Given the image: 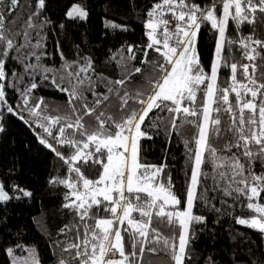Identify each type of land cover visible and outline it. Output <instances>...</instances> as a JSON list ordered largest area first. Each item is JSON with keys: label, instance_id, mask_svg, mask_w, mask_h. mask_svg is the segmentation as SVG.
I'll use <instances>...</instances> for the list:
<instances>
[{"label": "snow or ice", "instance_id": "snow-or-ice-1", "mask_svg": "<svg viewBox=\"0 0 264 264\" xmlns=\"http://www.w3.org/2000/svg\"><path fill=\"white\" fill-rule=\"evenodd\" d=\"M4 3L5 0H0V5ZM218 4H222L223 9L220 17L217 16ZM18 6L19 0H7V7L0 11V107L26 124L31 126L34 123L41 129V132H36L33 128L39 142L63 160L68 165V172L74 174L64 179L53 177L49 181L70 190L64 197L66 203L63 207L74 210L79 219V223L73 226L77 228L78 242L68 243L63 248L68 256L61 257L58 264H144L146 253L157 255L160 252H164L173 264H184L190 237L189 225L206 219L193 213L194 202L203 201L207 205L210 199H214L207 196V189L204 193L198 191L202 178L209 175L202 166L209 164L214 174L215 189L236 200L240 196L246 197L247 208L258 214L250 219L237 218L236 222L264 232V204L257 202V198H264L261 197L264 172L257 174L254 170L257 161L264 164V56L259 51L264 49V40L254 34L242 37L238 43L248 63H231L232 83L228 88L221 89L217 83L218 68L229 66L228 58L222 56V52L237 43L226 36L229 18L237 28L243 23L255 25L257 13L264 17V0H213L211 6L203 7L188 0H161L153 4L145 22L149 41L144 48L145 59L141 60V67L129 69L128 62L135 60V53L134 47L128 45L129 56L121 53L117 61L123 75L115 80L101 75L94 78L90 57H84L82 62L65 60L60 70L46 68L39 63L24 64L27 55H34L38 62L41 55L35 51L21 54L20 49L26 46L33 50L41 48L43 37L37 39L35 45L14 48L15 41L7 27L6 13H14ZM35 7L36 12L30 14L23 25L25 37L29 36V30L50 23L48 20L40 25L34 23L45 8V0H36ZM165 13H171L174 25L165 18ZM66 15L68 18L86 19L88 13L74 4ZM204 22H210L212 29L218 30L210 75L204 72L197 53V36ZM110 26L117 27L115 24ZM9 49L17 53L11 58L24 66L23 73L12 72L17 77L15 82L8 80L6 71L4 58L10 57ZM149 49L161 59L149 61ZM60 55L64 59L62 52ZM258 58L260 63L256 62ZM112 59L116 60V56ZM144 65L151 69L146 75ZM29 69L33 70V82L21 88L19 85L24 75L29 74ZM238 70H242L243 81L246 82L237 79L241 74ZM36 71L40 72L41 81H49L57 91L66 95L65 110L50 108L43 97H33V90L39 87L34 82ZM136 74L143 76L139 83L133 80ZM100 86L104 92L98 91ZM6 87L19 93L20 103L24 105L21 111L8 103ZM200 91L204 93L202 102L197 96ZM229 91L235 93V104L229 99ZM249 95L251 99H247ZM33 99H36L34 104L31 103ZM23 111L29 113L31 123L25 119ZM154 111L157 112L155 120L146 126L151 119L150 113ZM53 112L56 115L50 114ZM163 113L169 116L165 117ZM222 113L230 117L227 126H223ZM161 124H164L168 138L173 133L182 136L185 125H193L197 129L191 141L184 140L192 163L183 210L178 207L181 200L173 191L171 177L167 181L162 178L167 164L141 163V139H151L147 128L158 129ZM54 128L59 129L58 135H54ZM0 131H3L2 126ZM229 134L230 139L223 147L215 146L213 140ZM193 142L195 148L191 146ZM65 145L75 150L67 157L57 147ZM89 164L93 170L100 166L95 180L82 171L81 165L87 167ZM20 191L24 196L31 195L28 191ZM9 198L0 184V201ZM169 206L172 210H168ZM101 209L105 218H98ZM136 213L138 216L134 215ZM90 220H94V224L89 223ZM125 222L127 227H124ZM156 223L166 224L170 229L179 225L178 245L174 232L165 236L153 226ZM81 225L82 236L79 232ZM67 230L68 225L60 232ZM126 243L131 251H126ZM28 251V257L16 258L13 264H41L36 250ZM7 252L11 255L13 250L9 248Z\"/></svg>", "mask_w": 264, "mask_h": 264}, {"label": "trees", "instance_id": "trees-1", "mask_svg": "<svg viewBox=\"0 0 264 264\" xmlns=\"http://www.w3.org/2000/svg\"><path fill=\"white\" fill-rule=\"evenodd\" d=\"M159 2L161 0H45V8L41 10L34 23L40 25L44 20L50 23L44 24L42 28L29 30V36L25 37L23 25L28 16L36 12V0H19L16 11L12 14L6 13L7 27L14 38V48L20 45H35L37 39L43 37L41 48L33 50L26 46L20 49L21 54L35 51L41 55L39 62L34 55H27L24 64L39 63L43 67L60 70L65 60L69 63L82 62L84 57H90L94 66V78L95 75H101L115 80L123 75L117 61L121 53L125 57L129 56L128 45L134 47L135 53V60L128 62V68L141 67V60L145 59L144 48L149 43L145 28V22L148 19L147 12L153 4ZM188 2L203 7L211 6L213 0H188ZM74 4L80 5L88 13L86 19L67 17V12ZM5 7H7V0L0 5V11ZM217 8V16L220 17L223 14L222 4H218ZM230 11L234 12V9ZM257 17L255 25L243 23L239 28L229 18L226 36L237 43L230 48L226 47L222 52V56L228 58L229 66L218 68L217 83L221 89L228 88L232 83L231 63H248L242 55L238 41L252 34L264 40V22H261L264 21V17H261L259 13ZM112 24L117 27H111ZM125 28L126 31L122 30ZM217 37L218 30L212 29L210 22L201 24L197 36V53L199 62L208 75L211 73ZM8 51L10 57L4 58L8 80L15 82L17 77L13 76L12 72L23 73L24 66L18 60L11 58L17 56L14 49ZM259 51L264 56V49H259ZM61 52L64 59H61ZM114 55L116 60L112 59ZM147 59L152 61L161 58L155 51L149 49ZM256 62L260 63L259 58ZM143 67L145 75L151 71L148 65ZM238 72L241 74L237 76V79L246 82L243 81L242 70ZM32 74L33 70L29 69V74L24 75L19 87L30 85L33 82ZM34 75V82L38 83L39 87L33 90V97H43L50 108L59 107L65 110L67 108L66 95L57 91L49 81H41L39 71H36ZM48 75L51 77V73ZM142 79L141 74L133 77L135 83L141 82ZM5 90L8 103L17 111H21L24 105L20 103L19 93L9 87ZM98 91L104 92L105 89L100 86ZM197 96L198 101L202 102L203 91L198 92ZM88 99H92L91 95ZM229 99L235 104V93L229 91ZM247 99H251V96L249 95ZM35 102L36 99L31 101L33 104ZM22 114L31 123L29 113L23 111ZM50 114L56 115L54 112ZM156 115L155 111L150 113L151 119L146 122V126L155 120ZM163 115L169 116L168 113H163ZM221 115L225 122L223 126H227L230 120L229 115L223 113ZM167 122L166 120L165 123ZM0 126L3 128V131H0V182L9 193L18 189H25L31 193L30 196L11 195L7 201L0 202V264H12L14 256L23 255L26 250L33 248L41 264H58L61 257L68 256V253L63 252V248L68 243L78 242L76 240L77 228L73 226L79 223V219L74 210L63 207L66 203L64 197L70 190L64 185L53 184L49 181L53 177L64 179L74 174L68 172V165L63 160L39 142L36 132L42 130L34 123L30 126L18 116L7 112L6 108L0 107ZM33 128H36V132ZM147 131L152 138L145 137L140 141L141 163L167 164L162 178L167 181L168 177H171L173 191L181 200V205L178 207L183 210L187 187L191 179L192 163L184 140L191 141L197 129L193 125H185L182 129V136L173 133L170 138L165 135L164 124H161L158 129L147 128ZM53 133L58 135L59 129L54 128ZM228 139H230V134L222 139L213 140V143L220 148ZM191 146L195 148L194 142ZM57 147L66 157L75 151L66 145ZM81 167L88 178L93 180L98 178L100 166L97 165L95 170L91 164L87 167L81 165ZM202 167L203 171L209 175L202 178L198 191L204 193L207 189V196L214 197V199H210L207 205L203 201L194 202L193 213L203 215L206 219L202 223L191 222L189 225L190 237L184 264H264V233L236 222L237 218L250 219L258 214L247 208L246 197L240 196L239 200H236L217 191L212 178L214 174L211 164ZM254 170L257 174L264 172V164L257 161ZM261 197H264V193H261ZM257 202L264 204V198H257ZM168 209L172 210V207L169 206ZM214 209H219V211ZM134 215L138 216V213ZM98 218H105L102 209ZM89 223L94 224V220H90ZM66 225L69 226V230L61 233L60 229ZM153 226L165 236H171L174 232L175 243L178 245L179 225H176L175 229L159 223ZM124 227H127L126 222ZM79 232L82 236L83 225L80 226ZM125 239L127 241V234H125ZM9 248L13 250L11 255L7 252ZM126 251H131L127 243ZM143 260L144 264H173L164 252L157 255L146 253Z\"/></svg>", "mask_w": 264, "mask_h": 264}, {"label": "rangeland", "instance_id": "rangeland-1", "mask_svg": "<svg viewBox=\"0 0 264 264\" xmlns=\"http://www.w3.org/2000/svg\"><path fill=\"white\" fill-rule=\"evenodd\" d=\"M172 16H170V15H166L165 16V18H171ZM214 58H215V56H214ZM0 184H1V182H0ZM21 189H18V190H16V191H14L13 193H9V192H7L5 189H4V191L8 194V196L10 197L11 195H15V196H17V195H23V191H20ZM22 190H24V191H28V190H25V189H22ZM29 192V191H28ZM0 202H3V201H0ZM168 210H171V209H168ZM242 225V224H241ZM244 226H247V227H249L248 225H244ZM250 228H252V227H250ZM255 229V228H254ZM258 230V229H257ZM264 233V232H263ZM29 256V251L28 250H26V253L25 254H21V255H18V256H14L13 257V259H12V264H13V260L14 259H16V258H24V257H28Z\"/></svg>", "mask_w": 264, "mask_h": 264}, {"label": "built area", "instance_id": "built-area-1", "mask_svg": "<svg viewBox=\"0 0 264 264\" xmlns=\"http://www.w3.org/2000/svg\"><path fill=\"white\" fill-rule=\"evenodd\" d=\"M166 15L172 16L171 13H165V16ZM168 19L172 22L173 25L175 24V21L172 19V17L171 18H168ZM117 258H118V253H117Z\"/></svg>", "mask_w": 264, "mask_h": 264}]
</instances>
